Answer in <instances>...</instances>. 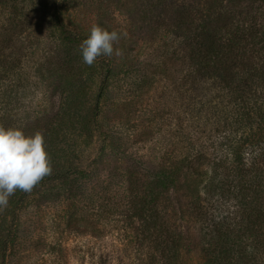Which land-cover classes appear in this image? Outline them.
I'll use <instances>...</instances> for the list:
<instances>
[{
	"label": "rangeland",
	"instance_id": "374dc122",
	"mask_svg": "<svg viewBox=\"0 0 264 264\" xmlns=\"http://www.w3.org/2000/svg\"><path fill=\"white\" fill-rule=\"evenodd\" d=\"M238 1L230 4L233 24L249 26L262 4ZM204 2L0 0V126L55 135L65 149L57 170L83 174L0 211V264H141L159 240L155 217L164 244L179 236L181 264H203L201 248L215 239L208 213L233 212L238 203L209 188L211 165L192 159L175 190L151 194L144 212L139 207L149 193L147 169L179 164L203 142L196 133L215 129L201 122L202 98L191 95L197 90L175 27V11ZM60 22L82 35L93 25L122 33L114 44L122 54L98 57L93 71ZM13 210L17 241L3 250Z\"/></svg>",
	"mask_w": 264,
	"mask_h": 264
},
{
	"label": "trees",
	"instance_id": "16d2710c",
	"mask_svg": "<svg viewBox=\"0 0 264 264\" xmlns=\"http://www.w3.org/2000/svg\"><path fill=\"white\" fill-rule=\"evenodd\" d=\"M245 1L248 0L238 2ZM249 1L261 3L263 10L249 26L233 24L235 8L230 4L235 0H205L196 8L191 5V8L185 6L175 11L178 44H183L187 52V78L192 92L197 90L191 95L202 98L199 107L204 113L202 124L215 129L210 128L212 132L206 134L200 130L191 132L199 134V142H203L191 148L189 155L181 157L179 164L147 169L149 198L146 195L140 201L139 212H144L153 199L151 194H156L157 199L167 190H175L183 167L191 164L192 159L211 165L215 173L209 179V188L237 198L238 203L233 212L208 213L206 219L215 239H209L201 248L203 264H264V0ZM60 25L64 32L71 33L66 36L70 42L82 43L88 35L68 30L62 22ZM94 64L87 66L96 71ZM107 72L113 75L111 70ZM101 96L103 91L97 95ZM56 140L51 133L45 140L51 175L44 177L31 192L17 190L9 198L15 208L22 207L30 194L48 192L53 189L51 184L66 182L75 172L82 174L76 168L57 170L65 149L59 147ZM15 196L18 198H12ZM201 214L204 216V212ZM11 215L10 228L1 246L3 250L17 241L19 217L14 210ZM3 219L4 216L0 218V232ZM153 227L159 228V240L149 244L151 250L144 255L141 264H181L179 236L173 233L171 241L164 244L165 240L160 237L165 228L157 217Z\"/></svg>",
	"mask_w": 264,
	"mask_h": 264
},
{
	"label": "clouds",
	"instance_id": "9594fccd",
	"mask_svg": "<svg viewBox=\"0 0 264 264\" xmlns=\"http://www.w3.org/2000/svg\"><path fill=\"white\" fill-rule=\"evenodd\" d=\"M123 34L93 25L82 41L83 62L91 66L100 56H120L114 49ZM52 165L44 135L35 132L26 135L19 127L0 126V211L9 206V198L17 190L31 192L44 177L51 175Z\"/></svg>",
	"mask_w": 264,
	"mask_h": 264
}]
</instances>
